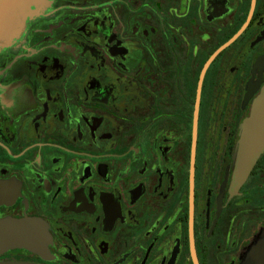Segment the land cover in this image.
<instances>
[{
	"label": "flooded vegetation",
	"instance_id": "obj_1",
	"mask_svg": "<svg viewBox=\"0 0 264 264\" xmlns=\"http://www.w3.org/2000/svg\"><path fill=\"white\" fill-rule=\"evenodd\" d=\"M20 15L0 45V240L23 238L0 264H264V148L238 170L264 0Z\"/></svg>",
	"mask_w": 264,
	"mask_h": 264
},
{
	"label": "water",
	"instance_id": "obj_2",
	"mask_svg": "<svg viewBox=\"0 0 264 264\" xmlns=\"http://www.w3.org/2000/svg\"><path fill=\"white\" fill-rule=\"evenodd\" d=\"M22 0H0V45L22 24ZM264 148V96L255 103L249 118L244 122L238 150V170L246 173ZM5 225V224H4ZM6 233L18 235L17 225L6 223ZM1 228V227H0ZM23 237H7L0 244L12 245Z\"/></svg>",
	"mask_w": 264,
	"mask_h": 264
}]
</instances>
